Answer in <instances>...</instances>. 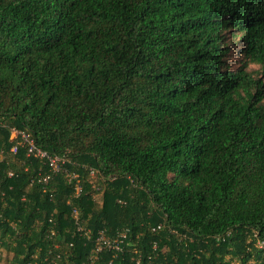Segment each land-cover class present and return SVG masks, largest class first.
Here are the masks:
<instances>
[{"label":"trees","instance_id":"1","mask_svg":"<svg viewBox=\"0 0 264 264\" xmlns=\"http://www.w3.org/2000/svg\"><path fill=\"white\" fill-rule=\"evenodd\" d=\"M14 127L67 171L32 183ZM260 242L264 0H0V264H264Z\"/></svg>","mask_w":264,"mask_h":264},{"label":"built area","instance_id":"2","mask_svg":"<svg viewBox=\"0 0 264 264\" xmlns=\"http://www.w3.org/2000/svg\"><path fill=\"white\" fill-rule=\"evenodd\" d=\"M10 141H11V147L10 151L13 154L19 153V150L21 147H24L26 150V157L28 162L32 161L34 158H37L44 162L45 165L48 166V170L43 172L40 171L38 175L32 179V183L34 182H40L45 187L47 184L59 173L66 172V163L68 162V158L65 155H59L50 153L46 149H43L40 147L32 134L27 131L26 129H18V128H12L10 133ZM15 173L13 170L8 171V176H13ZM96 174L94 170H91V175ZM67 176L74 180L75 184V190L76 193H80L82 186H81V180L79 177V174L76 172H67ZM74 213L77 216L78 211L75 208ZM124 235V234H123ZM120 237L114 239L111 241V239L107 238L106 235L102 232L98 237V249L100 250L104 245L114 246L118 247V241ZM261 245H263V242H260Z\"/></svg>","mask_w":264,"mask_h":264},{"label":"rangeland","instance_id":"3","mask_svg":"<svg viewBox=\"0 0 264 264\" xmlns=\"http://www.w3.org/2000/svg\"><path fill=\"white\" fill-rule=\"evenodd\" d=\"M234 58L236 59V60H240L241 59V55L239 54V53H235L234 54ZM249 67L250 68H252V69H258V68H260V65L259 64H256V63H250L249 64ZM94 178V180L96 181L97 180V173L96 174H94V175H92ZM98 202L100 203L101 202V200L99 199V196H98ZM257 244V243H256ZM258 246V245H257ZM259 247V246H258ZM259 248H262V247H259Z\"/></svg>","mask_w":264,"mask_h":264}]
</instances>
